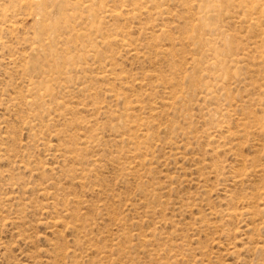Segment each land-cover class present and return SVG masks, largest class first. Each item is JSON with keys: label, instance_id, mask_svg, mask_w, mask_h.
I'll use <instances>...</instances> for the list:
<instances>
[{"label": "rangeland", "instance_id": "374dc122", "mask_svg": "<svg viewBox=\"0 0 264 264\" xmlns=\"http://www.w3.org/2000/svg\"><path fill=\"white\" fill-rule=\"evenodd\" d=\"M116 2L0 0V264H264V19Z\"/></svg>", "mask_w": 264, "mask_h": 264}, {"label": "bare ground", "instance_id": "6f19581e", "mask_svg": "<svg viewBox=\"0 0 264 264\" xmlns=\"http://www.w3.org/2000/svg\"><path fill=\"white\" fill-rule=\"evenodd\" d=\"M88 1L90 2V0H87V2H88ZM114 1H115V0H114ZM136 1H137V0H136ZM155 1H156V0H155ZM85 2H86V1H85ZM98 2H99V1H98ZM117 2H118V0H117ZM117 2H116V3H117ZM120 2H121V1H120ZM141 2H142V1H141ZM149 2H150V1H149ZM198 2H199V1H198ZM92 3H93V2H92ZM96 3H97V2H96ZM111 3H113V2H111ZM135 3H136V2H135ZM144 3H146V2L144 1ZM194 3H196V2L194 1ZM194 3H192V4H194ZM200 3H204L203 5H205V6H203L204 10L201 12L202 15L196 20V21H197V22H196L197 25H195V29H194V30L197 31L198 34H202V32L205 31L206 28H207V29H208V28H211V29H212V27H210V26H213V25H209V24H208V25H209V26H208V25L205 24V21H206V19H207L206 16H207L208 14H212V16H214L215 14L213 15V13H214L215 11L219 10V9H217V8H220L221 6H223V5H225V4L228 5V6H230L232 3H234V4L236 3V4H237V7L239 8V10H240V12H241V15H239V16L242 17L241 20L245 23L244 25H246V23L248 24V27H251V25H254V27H255V24H259V25H257L256 28H260V27H261V26H260V23H259V22H260V19H262V18L264 19V0H245V1H243V0H200ZM113 4H114V3H113ZM139 4H140V3H139ZM180 4H181V3H180ZM192 4H191V5H192ZM197 4H199V3H197ZM61 5H62V4H61ZM84 5H85V4H84ZM135 5H136V4H135ZM181 5H182V4H181ZM185 5H186V4H185ZM185 5H184V6H185ZM195 5H196V4H195ZM199 5H200V4H199ZM226 5H225V6H226ZM136 6H138V5H136ZM186 6H187V5H186ZM186 6H185V7H186ZM225 6H224V7H225ZM231 6H234V5H231ZM89 7H90V9L92 8L91 5H89V6H86V5H85V9H86V10H88ZM182 7H183V6H182ZM196 7H197V6H195V8H196ZM82 8H83V6H82ZM111 8H112V7H111ZM197 8H198V7H197ZM197 8H196V9H197ZM226 8H227V6H226ZM233 8H234V7H233ZM235 8H236V5H235ZM106 9H107V8H106ZM196 9H195V10H196ZM216 9H217V10H216ZM61 10H62V9H61ZM200 10H201V9H200ZM225 10H226V9H225ZM225 10H224V8H223V10L221 9L222 14H223V12L226 13L227 10H229V9H227L226 12H225ZM89 11H91V10H89ZM89 11H88V12H89ZM229 11H233V12H235V11L232 10V9L229 10ZM88 12H87V13H88ZM106 12H107V10H106ZM114 12H115V11H114ZM91 13H92V12H91ZM97 13H98V12H97ZM148 13H149V12H148ZM215 13H216V12H215ZM218 13H219V12H218ZM230 13H231V12H229L227 15H229ZM238 13H239V12H238ZM100 14H101V12H100ZM100 14H99V15H100ZM106 14H108V13H106ZM145 14H146V13H145ZM149 14H150V13H149ZM222 14H221V17H222L223 15H225V14H223V15H222ZM239 14H240V13H239ZM146 15H147V14H146ZM196 15H197V11H196ZM218 16H219L218 18H221V17H220V14H219ZM229 16H230V15H229ZM87 17H88V16H87ZM196 17H197V16H196ZM215 17H216V16H215ZM215 17H214V18H215ZM226 17H228V16H226ZM226 17H225V19H226ZM231 17H232V16H231ZM214 18L212 17L213 20H216V19H214ZM237 18L240 19V17H237ZM82 19L84 20V18H81V20H82ZM85 19H86V18H85ZM88 19H89V18H88ZM90 19H91V18H90ZM208 19H209V18H208ZM208 19H207V21H208ZM222 19H223V18H222ZM209 20H210V19H209ZM59 21H60V20H58V21H56V22H59ZM239 21H240V20H239ZM242 21H241V23H242ZM94 22H95V21H94ZM209 22L211 23L212 21H209ZM223 22H224V21H223ZM261 22H263V21H261ZM45 23H46V22H45ZM45 23H44V24H45ZM59 23H60V22H59ZM61 23H62V22H61ZM82 23H83V22H82ZM206 23H207V22H206ZM88 24H89V23H88ZM213 24H214V23H213ZM242 24H243V23H242ZM59 25H60V27H61V24H59ZM249 25H250V26H249ZM261 25H262V24H261ZM62 26H63V25H62ZM214 26H215V25H214ZM214 26H213V27H214ZM258 26H260V27H258ZM94 28H95V27H94ZM94 28L92 27V29H94ZM214 28H216V27H214ZM214 28H213V30H214ZM220 28H221V27H220ZM220 28H219V30H220ZM57 29L60 30L61 28H57V27H56V30H57ZM80 29H81V28H80ZM83 29H84V28H83ZM97 29H98V28H97ZM192 29H193V28H192ZM211 29H208V30L210 31ZM247 29H248V28H247ZM247 29H246V30H247ZM253 29H254V28H253ZM84 30H85V29H84ZM215 30H216V29H215ZM93 31H94V30H93ZM251 31H252V30H251ZM91 32H92V31H91ZM99 32H100V31H99ZM214 32H215V31H214ZM79 33H80V32H79ZM82 33H83V32H82ZM93 33H94V32H93ZM93 33L91 34L92 36L95 35V34H93ZM217 33H219V32L217 31ZM225 33H227V32H225ZM246 33H248V32H246ZM44 34H45V33H44ZM72 34H73V33H72ZM84 34H85V32H84ZM162 34H163V33H162ZM73 35L76 36V35H79V34L77 33V34H73ZM194 35H195V34H194ZM215 35H216V34H215ZM217 35H218V34H217ZM247 35H248V34H246V36H247ZM249 35H250V34H249ZM249 35H248V36H249ZM42 36H43V35H42ZM42 36H41V37H42ZM96 36H97V34H96ZM228 36H229V34H228ZM258 36H259V35H258ZM258 36H257V38H258ZM49 37H50V36H49ZM54 37H55V36H54ZM90 37H91V36H90ZM106 37H107V36H106ZM106 37H105V38H106ZM196 37H197V36H196ZM220 37H221V36H220ZM255 37H256V36H255ZM255 37H254V35H253V38H255ZM97 38H98V37H97ZM105 38H103V39H105ZM188 38H189V37H188ZM197 38H198V37H197ZM201 38H202V37H201ZM221 38H222V37H221ZM223 38H224V37H223ZM223 38L220 39V40H223ZM250 38H251V37H249V39H250ZM259 38H261V37L259 36ZM41 39H42V38H41ZM53 39H54V38H53ZM82 39H83V38H82ZM82 39L79 38V40H82ZM84 39L86 40V38H84ZM89 39H90V38H89ZM106 39H108V38H106ZM112 39H113V37H112ZM189 39H190V38H189ZM199 39H200V38H198V41H199ZM204 39H205V38H204ZM204 39H203V40H204ZM229 39H230V37H229ZM249 39H248V40H249ZM38 40H39V39H38ZM203 40H200L201 43H202ZM216 40H219V39L217 38ZM252 40H253V39H252ZM252 40H251V42H252ZM257 40H258V39H257ZM259 40H262V39H259ZM40 41H41V40H40ZM49 41H50V39H49ZM99 41H100V40H99ZM109 41H110V40H109ZM109 41H108V42H109ZM111 41H112V40H111ZM211 41H212V40H211ZM211 41H210V42H211ZM255 41H256V40H255ZM52 42H53V41H52ZM94 42H95V41H94ZM96 42H97V41H96ZM102 42L105 43V41H102ZM112 42H113V41H112ZM210 42H209V43H210ZM229 42H230V41H229ZM259 42L262 43L263 41H259ZM259 42L256 41V42H253V44H254V43H255V45H256V44H259ZM110 43H111V42H110ZM110 43H109V44H110ZM204 43H205V42H204ZM204 43H202V44H204ZM217 43H218V41L215 43L214 40H213V44H217ZM230 43H231V42H230ZM219 44H220V43H219ZM223 44H224V43H223ZM263 44H264V43H263ZM205 45H207V44L205 43ZM260 45H261V44H260ZM127 46H128V45H127ZM212 46H213V45H212ZM214 46H215V45H214ZM222 46H224V45H222ZM228 46H229V45H228ZM233 46H235V45H232V47H233ZM208 47H209V46H208ZM224 47H225V46H224ZM224 47H223V48H224ZM230 47H231V46H230ZM235 47H236V46H235ZM228 48H229V47H228ZM233 48H234V47H233ZM238 48H239V46H238ZM238 48H236V49H238ZM210 49H211V48H210ZM213 49H214V48H213ZM224 49H227V48H224ZM230 49H231V48H230ZM230 49H229V52H230ZM227 50H228V49H227ZM37 51H38V50H37ZM214 51H215V50H214ZM221 51H222V50H221ZM234 51H235V48H234ZM211 52H212V51H211ZM231 52H232V51H231ZM239 52H240V50H239ZM239 52H238V53H239ZM35 53H37V52H35ZM94 53H95V52H94ZM209 53H210V52H209ZM213 53H214V52H213ZM213 53H211V54H213ZM238 53H236V55H237ZM217 54L219 55L218 52H217ZM227 54H230V53L227 52ZM227 54L225 55V57L227 56ZM231 54H232V53H231ZM231 54H230V55H231ZM95 55H96V53H95ZM230 55H229V57H230ZM233 55L236 56L235 54H233ZM233 55H231V56H233ZM240 55H241V53H240ZM244 55H245V54H244ZM208 56L210 57L209 54H208ZM219 56H220V55H219ZM246 56H247V55H246ZM211 57H213V55H211ZM211 57H210V58H211ZM215 57H216V56H215ZM225 57H224V58H225ZM210 58H209V59H210ZM230 58H231V57H230ZM237 58H239V57H237ZM243 58H244V57H243ZM51 59H53V58H51ZM213 59H215V58H213ZM216 59H217V58H216ZM220 59H221V56H220ZM222 59H223V58H222ZM231 59H232V58H231ZM234 59H235V57L233 58V60H234ZM55 60H56V59H55ZM58 60H59V59H58ZM61 60H62V59H61ZM223 60H224V59H223ZM263 60H264V59H263ZM212 61H213V60H212ZM214 61H215V60H214ZM230 61H231V60H230ZM234 61H235V60H234ZM234 61H233V62H234ZM243 61H244V60H243ZM243 61H242V62H243ZM220 62H221V63H220V65H221V64H222V60H220ZM240 62H241V61H240ZM240 62H239V63H240ZM218 63H219V62H218ZM218 63H217L216 66H214V68L218 66ZM225 63L227 64V62H225ZM229 63H230V62H229ZM229 63H228V65H229ZM236 63H237V62H236ZM239 63H237V64H239ZM240 64H241V63H240ZM209 65H210V64H208L207 66H209ZM222 65H223V64H222ZM210 66H211V65H210ZM229 66H230V65H229ZM229 66H228V67H229ZM234 66H237V65H235V63H234ZM224 67H225V65H224ZM226 67H227V66H226ZM238 67H239V66H238ZM217 68H219V67H217ZM110 69H111V68H110ZM111 70H112V69H111ZM111 70H110V71H111ZM229 70H230V69L228 68V71H229ZM106 71H107V70H106ZM110 71H109V72H110ZM112 71H113V70H112ZM112 71L110 72V74L112 73ZM219 71H220V70H219ZM107 72H108V71H107ZM221 72H222V71H221ZM226 73L228 74L229 72L226 71ZM114 74H115V72H114ZM227 74H226L225 78L228 77ZM231 74H233V73L231 72L230 75H231ZM108 75H109V74H108ZM216 75L219 76V74H216ZM216 75H215V76H216ZM221 75H222V74H221ZM104 76H106V75H104ZM115 76H116V75H115ZM221 77H222V76H221ZM219 78H220V77H219ZM222 78H223V77H222ZM118 79H119V78H118ZM118 79H117V80H118ZM220 80H221V79H220ZM44 84H45V83H44ZM33 88H34V87H32V89H33ZM35 88H36V90H37V87H35ZM50 91H51V90H50ZM32 93L34 94L33 91H32ZM30 94H31V93H30ZM35 99H37V98H35ZM37 101H39V100H37ZM43 101H44V100H43ZM40 102H41V100H40ZM125 112H126V111H125ZM231 112H232V111H231ZM127 113H129V112L127 111ZM127 113H126V114H125V113H124V114L121 113V114L124 115V116H126ZM226 114H227V113H226ZM119 115H120V114H119ZM122 115H121V116H122ZM124 116H122V117H124ZM243 116H244V115H243ZM126 117L129 118L130 116H126ZM130 118H131V117H130ZM130 118H129V120L132 119V118H131V119H130ZM118 119H119V118H118ZM122 119H123V118H122ZM124 119H125V117H124ZM125 120H126V119H125ZM243 123H246V122H243ZM243 123H242V124H243ZM248 123H249V122H248ZM240 124H241V123H240ZM246 125H247V124H246ZM243 126H244V125H242V127H243ZM248 127H249V126H247V128H248ZM220 128H221V127H220ZM220 128H219V129H220ZM245 128H246V127H244L242 131H244ZM247 128H246V129H247ZM256 128H259V127H256ZM256 128H255V129H256ZM219 129H218V130H219ZM250 129H251V128H250ZM255 129H253V131H254ZM251 130H252V129H251ZM255 131H256V130H255ZM251 132H252V131H251ZM129 137L131 138V136H129ZM135 137H136V136H135ZM130 138H129V139H130ZM136 138H137V137H136ZM130 141H131V140H130Z\"/></svg>", "mask_w": 264, "mask_h": 264}]
</instances>
